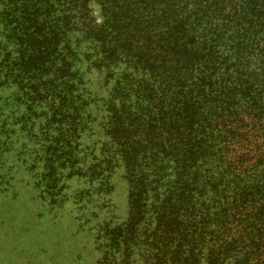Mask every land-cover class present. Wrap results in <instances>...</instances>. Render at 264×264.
<instances>
[{"label":"trees","instance_id":"1","mask_svg":"<svg viewBox=\"0 0 264 264\" xmlns=\"http://www.w3.org/2000/svg\"><path fill=\"white\" fill-rule=\"evenodd\" d=\"M21 169L98 264H264V0H0V194Z\"/></svg>","mask_w":264,"mask_h":264},{"label":"rangeland","instance_id":"2","mask_svg":"<svg viewBox=\"0 0 264 264\" xmlns=\"http://www.w3.org/2000/svg\"><path fill=\"white\" fill-rule=\"evenodd\" d=\"M16 180L14 188L0 194V264H98L100 252L88 226L83 229L76 218L79 209H53L40 201L23 169ZM77 185L72 181L69 189ZM125 189L121 184L113 193L117 217L125 211Z\"/></svg>","mask_w":264,"mask_h":264}]
</instances>
